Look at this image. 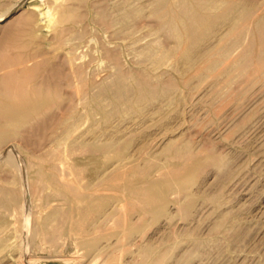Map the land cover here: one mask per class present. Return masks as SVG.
<instances>
[{
    "label": "rangeland",
    "instance_id": "obj_1",
    "mask_svg": "<svg viewBox=\"0 0 264 264\" xmlns=\"http://www.w3.org/2000/svg\"><path fill=\"white\" fill-rule=\"evenodd\" d=\"M233 1L250 11L247 24L264 23V0ZM153 2L0 0V84L26 71L50 93L14 127L0 121V264H264V49L260 61L241 57L252 40L243 34L197 75L195 59L208 39L219 43L224 20L185 54L157 29ZM253 40L260 52L261 38ZM149 45L169 53L154 60ZM120 76L134 85L119 96ZM74 142H114L115 155L72 152ZM170 147L190 153L183 184L161 176L178 162ZM120 158L114 170L161 176L160 205L100 185L99 173ZM49 168L78 192L107 196L112 212L100 219L85 202L87 214L66 219L77 202L41 174Z\"/></svg>",
    "mask_w": 264,
    "mask_h": 264
},
{
    "label": "bare ground",
    "instance_id": "obj_2",
    "mask_svg": "<svg viewBox=\"0 0 264 264\" xmlns=\"http://www.w3.org/2000/svg\"><path fill=\"white\" fill-rule=\"evenodd\" d=\"M153 3H154L152 7L153 14L156 15V17L158 18L160 22L159 28L157 29L167 30L175 39V46H176L175 49H178V50L182 49L185 51V54H187V50L190 49L191 44H195V42H198L201 39L200 36L203 34V32H209V28H208L209 26H213V27L218 26L214 24L216 22V19L224 20V23L220 25L221 29L219 27V30H217L218 32H220V30H226V33L223 34L221 32L220 36H218L220 41H217V43L218 42L219 43L213 46L209 45L208 43L209 39H208L202 46L200 53L198 54L199 56L196 57L195 59V64L199 60L202 63L201 67L197 70V75L201 74L203 71H208V70L213 71L214 68L216 67V64L217 65L220 64L221 59H223V57L226 56V54L229 52L231 45L241 43V38L243 34H246V33L251 34L252 40L254 36L256 37L259 36L261 38L262 44H261L260 52L254 51L255 50L254 40L253 41L251 40L249 43L245 45L244 50L242 51L241 57L245 59L253 58L254 60L260 61L261 59L260 55L261 53L264 52L263 51L264 49V41H263L264 40V23L262 22L263 16L254 22H252V19H251V22H249L250 21L249 20L247 21L249 24H247L246 20L249 17L250 11H248V9L247 10L240 9L237 3L234 2L233 0H154ZM45 15H50V17L52 16L49 13ZM63 16L64 15L60 13V18ZM47 17L49 20L50 19L49 16ZM251 18H253V16ZM22 21H23L22 28H24L26 21L24 20ZM229 35H230V40L227 42L226 38H228ZM238 45L240 46V44ZM153 48L154 47L152 45H149L147 48L146 54L152 57L154 60H160L162 57L164 58V56H166L167 53H169L168 51H160L161 53L156 54L154 53ZM192 61L193 59H191L189 63L191 64L194 63V61L193 62ZM238 64H239V60L235 61L233 65L236 66ZM228 71H230L229 68L226 72ZM23 75H24V78H23ZM125 75L126 74H124V76ZM28 76L29 75L27 74L26 71L13 72L10 75H8L5 79H3V83L0 84V121L2 122V126L14 127V125L17 123L18 120L22 119L24 116H27L25 115L26 109L29 110L28 108H30L32 110V108H35V105L39 103L43 104L47 101L46 97L49 96L50 93H48V91L46 90L45 85L43 84L38 85V84L32 83V81H30L31 80L30 78L26 79ZM127 78L120 76V78L117 79V84L120 87V91H121L119 96L124 94L123 92L127 88H129V86L131 87L132 84L134 85V83H132V81L129 78L128 79ZM102 91L104 93H107V95H111L113 93L111 92V90L109 89L107 85L102 86ZM140 91L142 92L150 91L151 92L149 87L144 86V85ZM104 93L102 94L104 95ZM27 113L29 114V112ZM71 119L72 117H69V119H67L65 123L67 125L68 130H70V127H71V124H70ZM113 143L74 142L70 150L72 152H75L77 149L87 148L88 152H92V153L98 152V153H101V155L104 154L105 155L104 157H106L107 160H109L107 156L110 157V160H111L113 159L111 158L113 154L115 155V153H113ZM114 147L116 146L114 145ZM169 149L171 150L170 151L171 154L174 157L178 158V162L174 164L173 162L172 164L166 163V165L167 164L168 165L163 166L164 172L161 173V176L163 179L166 178L165 180H169L170 183L171 181L173 182L177 181L183 184V182H185V178L188 177L189 172H190L191 166L188 165V162L185 161V159L187 158V156H189L190 153L187 150H183V151L176 150L173 147H170ZM86 159L85 161H87ZM122 160L123 159L120 158V160H118L117 163L114 164V161H113L108 167L104 166L106 168H103L102 171L98 175L101 181L100 185L103 188H111V189H113V187L118 188L119 190L123 191V193H125L128 197L133 196L134 199L135 197H138V199L141 198L142 201L144 199V201L147 204L152 205V206L162 203L163 198H164V191L162 190V187L161 188L159 187V185L161 186L163 185L162 182H161L162 184H159L160 182L159 179H161V176L159 179H155V178L147 179L146 178L145 180H141L140 178L136 177L135 174L132 175L133 171L125 172L124 170H121L118 168L114 170L113 167L117 166ZM83 161L82 163L81 161L79 163L85 164L83 163ZM88 162L86 164H88ZM93 163H91V165H93ZM94 166L96 165L94 164ZM49 170L50 171H45V172L42 171L41 174L44 177L48 178L47 180H50L54 185L60 186L63 189H66L67 191H71L72 192L71 200H73L72 202L74 201L77 202V204L72 205L71 207L68 208L67 213L65 215L67 217L66 219L68 220L70 219L72 222L73 216L75 215V213H80L81 209L83 210V212H81V215L82 213L84 215L87 214L86 211L84 212V209L86 208V206H88V208L90 206L91 208L94 207L98 209L100 213L99 215L100 219L102 217H106L112 212L113 203L112 204L110 203L111 205H109L108 207H105L106 203L108 202L107 196L95 197L94 194L91 193L90 191L89 192L88 191L78 192L77 188H75L76 185L71 186V184L68 182H63V181L58 180L56 177V173L52 172L50 168ZM91 173H93V170L91 171ZM163 179L161 180L163 181ZM165 180L164 182H166ZM170 183L168 184L167 182V185H170ZM122 198L125 199L124 197ZM85 202L87 204L86 206L84 204ZM83 205L85 206L84 209H83L84 207ZM56 213L57 212L54 211L51 213V215H54ZM76 216L78 215L76 214ZM106 239H105V242H107ZM96 244H97V239H96ZM87 247L88 249H90L89 246ZM97 247L98 246H96V250H99L97 249Z\"/></svg>",
    "mask_w": 264,
    "mask_h": 264
}]
</instances>
